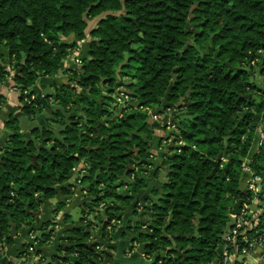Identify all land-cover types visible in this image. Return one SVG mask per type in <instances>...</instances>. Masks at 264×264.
<instances>
[{"label": "trees", "instance_id": "16d2710c", "mask_svg": "<svg viewBox=\"0 0 264 264\" xmlns=\"http://www.w3.org/2000/svg\"><path fill=\"white\" fill-rule=\"evenodd\" d=\"M58 70L68 81L36 94V82ZM11 74L23 115L31 119L51 100L48 119L59 128L34 125L26 132L12 115L4 122L0 242L15 240L8 236L12 225L17 233L31 227L45 201L59 192L71 195L74 184L67 182L85 161L77 178L88 197L83 217L75 222L62 213L69 225L46 264L101 263L110 255L103 240L111 239L128 207L132 218L124 229L151 264L218 259L229 211L248 195L240 158L264 125V0H0V85ZM123 77L129 81H119ZM119 86L124 89L115 95ZM119 95L127 101L114 105ZM171 107L184 114L159 139L176 145L154 171L157 176L167 166L166 182L139 199L156 128L148 116ZM262 139L248 165L262 179L258 198L264 202ZM66 204L57 201L54 213ZM56 225L44 221L39 230L49 233L36 236V245L48 243ZM95 227L100 236L93 240ZM40 253L33 246L31 254Z\"/></svg>", "mask_w": 264, "mask_h": 264}, {"label": "crops", "instance_id": "0c3cea01", "mask_svg": "<svg viewBox=\"0 0 264 264\" xmlns=\"http://www.w3.org/2000/svg\"><path fill=\"white\" fill-rule=\"evenodd\" d=\"M71 64H72V62H70V61L65 62V66H67V67L70 66ZM64 77L66 78L67 76L63 75L62 72L61 73L58 72V75L55 77H43V79L40 80L41 82H38V81L36 82L35 88L37 90L39 88H41L42 90L44 88H46L48 90H53L60 83L65 82ZM260 81H261V79H260ZM12 86H15V84L13 81H11L10 75L7 76V78L4 80V82L0 85V94H2V96L4 97V102L0 105V157L2 156L1 148L5 145L8 134H9V131L4 126V122L11 115L15 116L18 119L20 117L24 118V115L21 112L20 107L18 106L19 105V102H18L19 101L18 100L19 91H16L17 88L12 89L11 88ZM49 103H51V101H49ZM49 108H50L49 105L48 106L46 105V109H49ZM177 115H179V113ZM173 116H175V114H173V113L166 114L163 119H160L161 122L159 125H157V122H156L155 131L157 129H161V127H164L165 124L167 126L166 127L167 132L170 131L171 128H169V127L171 125V118ZM41 119H43L42 116L40 119H38L39 120L38 125L43 126L42 123H40ZM23 126H24V129L23 128L22 129L26 132L28 131V128H30L26 125H23ZM257 136H258V134L256 133V137ZM153 141H154V139L152 140L151 143H153ZM163 142H164V146L169 144V142L167 144L165 143V141H163ZM158 145L160 146L159 141H158ZM256 147H257V145L255 143H253L252 147L249 150V153L247 156L248 158H250L253 155V153L256 151V149H257ZM152 150H155V152H156V146L155 145L151 146V151ZM163 152H165V147L162 150V153ZM162 153L160 154L161 156L153 157L152 159H150L149 165H147V167L144 169V172H145L144 174L148 176V177H146L147 187L141 190V192L138 195L139 199H143V197L149 193V190L152 187H156L157 185H159V183H162V181L159 180V174L164 170L165 167L160 168L157 176L154 175V171L156 170L157 166H159L161 164ZM165 173H166V170H165ZM74 175H75V173L72 172L67 183H69V182L71 183L73 181ZM242 182L244 183V179H242ZM73 191L74 192L71 195H69L68 197H64L59 192L57 194V196H55L54 198H52L48 201H45L41 205L39 211L35 214L36 218H35L34 222L32 223L31 227H22L18 231L17 235L15 236V240L11 244H8L4 241L0 242V247H1L0 264H46L51 259L52 255H54L56 253V245L59 242V238L62 236L63 229L69 225L68 223H63L62 213L67 212L70 215V212L75 208L78 210L79 213H81L82 212V204L85 201H87V199H88L85 192L82 191L81 186H79L78 188H75ZM66 198L69 199V203H67L61 211H59L58 213H54L53 206L57 203V201L62 200V199H66ZM131 211H132L131 207H128L125 209V211L123 213L124 225H125V222L127 219L132 218ZM142 217L144 219L147 218L146 215H143ZM71 218H72V216H71ZM50 219H54V221L57 222V225L55 228V235L45 245L38 246L35 243V237L38 236L37 234L39 232H42L39 230L41 224L44 221H47ZM72 220H73V218H72ZM30 230H32V231L30 232ZM97 234H98V231L94 235L97 236ZM119 235H122V238L124 239L122 244L127 246L126 250L129 249L126 252L127 258L128 257L131 258L133 253H135V251H133L134 250L133 248H135V247L138 248V255L140 256V258L139 259L136 258V260L133 259V261L131 263L128 262L127 264H143L141 262V258H145V256L142 255L143 252L141 249V244L136 243V242L131 243L130 239L132 237V234L125 231V229L119 231ZM126 236H127V238H126ZM53 239H55V240H53ZM52 242H53V244H52ZM25 243L31 244L32 246H34L35 248L40 250L41 253L37 257H35L34 254H31V252L27 251L26 248H24ZM47 245H53V246L51 248H49V247H47ZM106 251H107V249H106ZM109 254H110V252H109ZM251 258L254 261L253 262L254 264H264V248L256 249L251 254ZM145 259H147V257ZM138 261H140V263ZM151 263H152V260L150 258L147 261L145 260V264H151Z\"/></svg>", "mask_w": 264, "mask_h": 264}, {"label": "built area", "instance_id": "2783aa9c", "mask_svg": "<svg viewBox=\"0 0 264 264\" xmlns=\"http://www.w3.org/2000/svg\"><path fill=\"white\" fill-rule=\"evenodd\" d=\"M263 128L264 125L259 126L256 130L258 134L257 147L261 145L263 140ZM250 159L251 157L244 158L241 167L245 174L244 188L248 195L245 199H241L238 211L230 215L229 226L224 230L218 244L219 257L211 264H254L251 254L258 248H264V222L258 224V218L264 213V202L259 201L258 198V194L262 193V179L248 165ZM86 166H88L87 162L82 161L73 171L75 175L72 181L74 184L72 189L81 186L80 179L77 178H79L78 175L84 173ZM32 250L33 246L28 251L32 252ZM142 255L145 256L143 253ZM37 256L35 255V257Z\"/></svg>", "mask_w": 264, "mask_h": 264}, {"label": "rangeland", "instance_id": "374dc122", "mask_svg": "<svg viewBox=\"0 0 264 264\" xmlns=\"http://www.w3.org/2000/svg\"><path fill=\"white\" fill-rule=\"evenodd\" d=\"M96 21V19H93V20H90L89 21V27H91L93 24H94V22ZM190 27L191 28H193V29H195V25L194 24H190ZM208 47H209V45H208ZM77 52V51H76ZM71 62V61H70ZM75 62L76 63H79V61L78 60H75ZM67 67V66H66ZM251 75H253L254 76V79L258 82V83H262L261 81H260V76H259V74H258V72L256 71V70H253V71H251ZM12 76L13 75H10V78H11V81H13V79H12ZM65 78V77H64ZM41 79H43V78H41ZM41 79H39L38 80V82H41L40 80ZM121 80H123V81H125V82H128L129 81V79L128 78H125V77H123V78H121V79H119V81H121ZM66 81H68L67 80V77L65 78V82ZM14 82V81H13ZM12 89H16L17 87L16 86H12L11 87ZM18 89V88H17ZM16 89V91H19V90H17ZM118 89H120V90H122V89H124V87L123 86H119V87H116V90H118ZM42 89L41 88H39L38 90H36V94H41V96H43V95H45L46 93H50V92H53V90H48V89H46V88H44L42 91H41ZM36 94H34L33 96H35ZM20 96V95H19ZM18 96V97H19ZM33 96H31V98L33 97ZM121 98V97H120ZM41 99H42V97H41ZM18 100H19V98H18ZM43 100V99H42ZM45 100V101H44ZM42 102H43V109L39 112V113H37L36 115H34L31 119H28L26 116H24V118L23 117H20L19 119H18V122H19V124L21 125V127L23 126V125H26V126H28V127H32V126H40V125H38V119H40L41 118V116L43 117V119H41V122L40 123H42V125L43 126H45V127H48V128H51V129H53V130H57L58 128H59V126L58 125H56L51 119H48L49 117H50V110L52 109V107H54L53 106V101H51V100H46V99H44ZM48 101V102H47ZM49 101H51V103H49ZM19 102V107L21 106V102H20V100L18 101ZM48 106L49 105V109H46V105ZM179 111H178V109H177V107H171V110L169 109V110H167L166 111V113H164V114H160V116H159V118L160 119H163L164 118V116L166 115V114H171V113H173V114H177ZM184 114V112L183 111H180L179 112V115H180V117L182 116ZM177 116V115H176ZM161 121H159V122H157V123H160ZM23 129H24V126L22 127ZM169 128H173L172 127V125H170V127ZM29 129V128H28ZM174 129V128H173ZM166 133H167V129H157L156 131H155V135H154V141H153V145H155L156 146V152H155V150H152L151 151V153L153 154V157H157V156H161L160 154L162 153V150L164 149V142H162L161 144H160V146L158 145V141H160L159 139H160V136H165L166 135ZM161 147V148H160ZM152 157V158H153ZM151 158V159H152ZM143 169H145V167H143ZM145 172L144 171H141V174H142V176L143 177H148L147 175H145L144 174ZM114 222V221H113ZM116 226L113 228V230L110 232V237H111V239H109V240H107V241H104L103 240V243H105V244H107L110 248H108L107 249V251H108V253L110 252V255H108V257H105L104 259H103V261L101 262V263H99V264H127L128 262H132L133 261V259H135L136 260V258H140V256L138 255V248L137 247H135V248H133L134 250L133 251H135V253H133V255L131 256V258L130 257H128L127 258V256H126V252L129 250V249H127L126 250V247L127 246H125V245H123L122 244V242L124 241V239L122 238V235H119V231H121V230H123L124 229V222H123V219H122V221H119V223H116L115 224ZM96 229V230H95ZM95 230V231H94ZM94 230H93V240H96V238H97V236H100V229L98 228V227H95L94 228ZM97 231H98V234H97V236L96 235H94V234H96L97 233ZM100 238V237H99ZM126 238H127V236H126ZM53 240H55V239H53ZM52 244H53V242H52ZM53 245H47V247H49V248H51ZM1 253V252H0ZM146 258V257H145ZM145 258H141V262L143 263V264H145V260L147 261L148 260V258L147 259H145ZM139 263H140V261H138Z\"/></svg>", "mask_w": 264, "mask_h": 264}, {"label": "water", "instance_id": "95a60500", "mask_svg": "<svg viewBox=\"0 0 264 264\" xmlns=\"http://www.w3.org/2000/svg\"><path fill=\"white\" fill-rule=\"evenodd\" d=\"M208 45H209V44L207 43V44H205V46H204L206 52H207V50H208ZM58 72L61 73V70H58ZM172 77H173V80H175V75H172ZM153 113H155V110L153 111ZM164 147H165V152H168L169 149H171V148H175L176 145L173 144V140H171V141L169 142V144L165 145ZM240 159L244 160L243 157H241ZM220 160H222V154H221V153L218 155L217 159L215 160L214 168H213V170H212V173H215V172H216L217 167H218V163H219ZM167 169H168V168L165 167L164 170L159 174V180L162 181V183H163V182H166V178H165V177H166V173H165V170L167 171ZM244 187H245V184L242 183V188H244ZM65 201H66L67 203H69V199H68V198H66ZM240 204H241V199H238V200L235 202V204L232 206L231 210L229 211L230 214H234V213H236V212L238 211V208H239ZM82 210H83V206H82ZM104 213H105V210H102L101 214H102L103 216H104ZM70 215L72 216V218H73V220H74L75 222H78V221L83 217L82 212L79 213L78 210H77L76 208L73 209V210L70 212ZM55 228H56V226H55ZM43 233H44V234H48L49 232H48V231H45V232H43V231H42V232H39V233L37 234L38 237H41ZM16 235H17L16 227H15V225H12V227H11V229H10V232H9L8 236H9V237H15ZM74 262H79V260L76 259V260H74Z\"/></svg>", "mask_w": 264, "mask_h": 264}, {"label": "flooded vegetation", "instance_id": "af4514ba", "mask_svg": "<svg viewBox=\"0 0 264 264\" xmlns=\"http://www.w3.org/2000/svg\"><path fill=\"white\" fill-rule=\"evenodd\" d=\"M120 89H118V90H116L115 89V95L117 94V92L119 91ZM123 90V89H122ZM119 97H122V99H120ZM119 97H116L117 99V101L116 102H113V104L115 105V104H118V103H120V104H124L125 103V101H127V96L126 95H119ZM154 110H157V109H154ZM154 110H151L150 111V116H148V119H147V121H148V123H150V124H154V125H156V122H159L160 121V118H159V116H160V114L159 115H156V113H153V111ZM159 111V110H158ZM165 113V112H164ZM164 113H161V114H164ZM178 114V113H177ZM177 114H175V116H173L172 118H171V121H173V120H175V118H176V115ZM175 117V118H174ZM160 123H157V125H159ZM172 125V127L175 129V125L174 124H171ZM173 128L170 130V132L173 130ZM154 133H155V130H154ZM172 133V132H171ZM155 135V134H154ZM161 137V136H160ZM167 144V143H166ZM153 144L151 143V145H150V150H151V146H152ZM153 157V154L151 153L150 154V158H149V160L148 161H150V159ZM119 223V222H118Z\"/></svg>", "mask_w": 264, "mask_h": 264}]
</instances>
